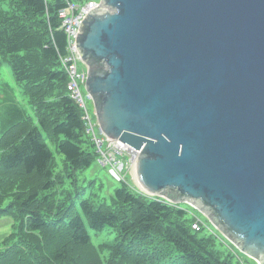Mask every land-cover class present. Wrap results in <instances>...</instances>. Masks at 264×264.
Masks as SVG:
<instances>
[{"label":"water","instance_id":"obj_1","mask_svg":"<svg viewBox=\"0 0 264 264\" xmlns=\"http://www.w3.org/2000/svg\"><path fill=\"white\" fill-rule=\"evenodd\" d=\"M75 46L141 192L191 204L264 264V0H100Z\"/></svg>","mask_w":264,"mask_h":264},{"label":"trees","instance_id":"obj_2","mask_svg":"<svg viewBox=\"0 0 264 264\" xmlns=\"http://www.w3.org/2000/svg\"><path fill=\"white\" fill-rule=\"evenodd\" d=\"M66 1L0 0V63H9L34 111L0 77V216L13 219L0 264H245L193 229L179 204L125 181L101 201L78 187L98 152L67 89L58 15ZM89 229L103 234L99 242Z\"/></svg>","mask_w":264,"mask_h":264},{"label":"rangeland","instance_id":"obj_3","mask_svg":"<svg viewBox=\"0 0 264 264\" xmlns=\"http://www.w3.org/2000/svg\"><path fill=\"white\" fill-rule=\"evenodd\" d=\"M76 3H83L85 0H73ZM95 2H99L100 0H92ZM86 68V66L83 63L79 64V69L81 68ZM0 77L2 80L7 82L9 84V87L14 94L16 101L20 106H22L27 113L34 117V111L31 107V105L28 102V97L24 94L22 85L19 84L11 71L10 65L6 61H2L0 63ZM80 88L82 90V93L84 96L87 95L86 90H85V85L80 84ZM87 102V108L89 112L92 115L93 121H96V116L94 113V108L92 101L89 97L86 99ZM96 129H98V125L96 126ZM53 148V147H52ZM55 152V158L57 161V170L61 169L62 167V159L63 156L58 153L55 148H53ZM123 159H126L125 156L122 157ZM128 162V161H127ZM129 166L122 165V169H127L128 171L125 170V175H126V180L129 183L131 187L134 189H137L139 191L140 188L138 186V182L136 180V177L133 172V164L128 162ZM78 180V187L82 188L83 186L85 187V192L86 194H96L98 197H94L96 199H99L98 201H101L100 199L104 197H108L109 194H111L114 189L118 186H120V181L115 180L112 175L109 173L108 166H102L101 164L98 163V161H93L92 164L86 168L83 172H79L77 176ZM92 185H91V183ZM143 192V191H142ZM158 197V196H156ZM161 198V197H160ZM6 204V203H5ZM179 205L187 210V216L192 218H197L201 222L202 229L199 232L201 235L209 236L212 235L215 238V245L217 248L221 250H227L228 248H233L237 251L239 260L242 263L245 264H258L256 260L253 258L249 257L248 255L244 254L241 252L230 240H228L209 220L208 218L200 212L197 208L192 206L191 204L188 203H179ZM13 219L10 215H3L0 216V248H3L5 244L7 245L10 243V234L13 231ZM89 232L91 233L93 240L95 243L99 242L98 237H103L102 233H99L97 237L94 235V231L92 229H89Z\"/></svg>","mask_w":264,"mask_h":264},{"label":"built area","instance_id":"obj_4","mask_svg":"<svg viewBox=\"0 0 264 264\" xmlns=\"http://www.w3.org/2000/svg\"><path fill=\"white\" fill-rule=\"evenodd\" d=\"M97 5L98 2L92 0H87L83 3H75L67 0L66 5L59 10L58 15L61 18V26L67 35V52L65 56L61 57V60L68 75V92L83 110L86 132L91 136L96 146L98 162L103 166H108L109 173L115 180L126 181L125 170L128 171V167L127 169H122V165L129 166V161L133 164L137 153L126 144L119 140H112L103 135L99 129H96L97 123L93 121L92 115L87 108L86 99L89 96H84L80 88V84L85 83L86 69L83 67L79 69V64L82 62L75 46V35L79 23ZM123 156L126 159H123ZM191 227L195 230H200L202 228L201 222L195 218Z\"/></svg>","mask_w":264,"mask_h":264},{"label":"bare ground","instance_id":"obj_5","mask_svg":"<svg viewBox=\"0 0 264 264\" xmlns=\"http://www.w3.org/2000/svg\"><path fill=\"white\" fill-rule=\"evenodd\" d=\"M86 69V68H85Z\"/></svg>","mask_w":264,"mask_h":264}]
</instances>
